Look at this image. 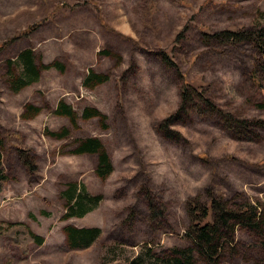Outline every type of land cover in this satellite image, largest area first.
Segmentation results:
<instances>
[{
    "label": "rangeland",
    "instance_id": "rangeland-1",
    "mask_svg": "<svg viewBox=\"0 0 264 264\" xmlns=\"http://www.w3.org/2000/svg\"><path fill=\"white\" fill-rule=\"evenodd\" d=\"M47 27L73 63L15 89L24 67H11L9 57L20 45L40 50ZM262 28L264 0H0V264H128L145 246L191 247L197 264H207L187 235L188 203L206 205L213 194L230 207L253 200L264 210V128H240L242 120L264 121L260 58L252 42L226 36ZM91 67L108 80L88 89L81 81ZM186 83L205 98L188 88L184 103ZM60 99L79 115L74 125L54 114ZM26 104L39 112L23 118ZM85 107L104 114L106 128L82 119ZM177 111L165 131L173 138L165 137L162 124ZM45 126L65 127L69 137L47 136ZM87 137L111 160L105 179L94 171L97 154L70 153ZM72 185L100 199L66 219ZM15 226L42 244L19 246L3 234ZM68 226L100 234L72 248ZM234 236L219 264H264V224L238 225Z\"/></svg>",
    "mask_w": 264,
    "mask_h": 264
},
{
    "label": "trees",
    "instance_id": "trees-1",
    "mask_svg": "<svg viewBox=\"0 0 264 264\" xmlns=\"http://www.w3.org/2000/svg\"><path fill=\"white\" fill-rule=\"evenodd\" d=\"M218 35L219 34H217V36ZM226 36L232 42H252L254 47L257 49L260 58L259 65L261 67L263 78V83H260L259 85L262 101L258 106L264 109V28L252 32L251 34H248V32L243 33L227 31ZM97 54L106 55L108 57L113 56V54L107 50H101L97 52ZM20 56L24 64V77L21 76L19 77V80H16V83L14 84L15 89L33 81L36 78L35 70L30 67L29 64L30 59L28 53H21ZM162 60L164 62L169 60L172 63L166 54L163 55ZM41 68L45 69L47 66H42ZM107 80V74L96 73L92 69H89L88 74L82 79L81 85L84 88L93 89L96 85L102 84ZM188 88L195 90L192 87H189L186 83V87L181 89V97L184 103L188 97ZM195 91L198 96L205 98L203 93L198 90ZM207 102L209 108L212 110H219L211 101ZM184 105L182 104L181 106L183 107ZM29 109L34 110L33 114H26ZM39 110L40 109H38V107H32L31 104H26L22 117H33V115H36ZM53 112L58 116L67 117L72 125L76 123V119L79 117L77 112L63 99L58 100ZM179 113L180 112H178V114L171 115L162 124V133L165 137L173 138L171 133H166L165 131L168 128L167 124L172 123L175 118L179 116ZM222 116L224 117L226 124L229 120H231V117L227 115ZM80 117L82 119L95 117L99 120L100 126L102 128H106V116L96 108H83ZM240 125V128L243 126L244 129L248 128V126L263 129L264 121L242 120ZM240 128L237 127V130L239 131ZM245 131L247 130L245 129ZM243 132L244 131L240 134ZM44 134L55 139L69 137V131L65 127L61 132H59L51 131L47 126H45ZM70 146H73L70 150V153L72 154H97L94 171L99 178L105 179L112 172L111 160L98 138L87 137L82 140H75L72 144H70ZM21 152L23 151L21 150ZM1 160L2 155L0 152V181L4 178L1 175ZM24 163L31 173L35 172L36 166L34 164L32 165V161L25 158ZM66 194L68 201L70 202L67 206L68 212L65 214L66 219L71 217H82L86 212L93 208L96 202L100 199L99 196H88L80 189L76 190L75 185H72ZM260 205L261 204L258 201L249 200L242 201L236 207H230L227 203L220 202L213 194H210L209 201L206 205H198L195 201L187 204V211L191 220V224L187 228V235L191 237L195 247L199 251L200 255L204 257L207 264H219L221 255L225 253L228 246L232 247L231 244L234 242L235 229L238 225H245L252 229H260V227L264 224V210L261 209ZM64 233L72 248H84L89 246L99 236L100 229L76 228L68 226L65 228ZM3 234L21 247H25L31 243L40 245L43 242V238L41 236L32 233L27 228L15 226L6 230ZM145 247V249L140 247L133 258L130 259L128 264H197L191 247L172 249L168 252L155 251L151 246Z\"/></svg>",
    "mask_w": 264,
    "mask_h": 264
},
{
    "label": "crops",
    "instance_id": "crops-1",
    "mask_svg": "<svg viewBox=\"0 0 264 264\" xmlns=\"http://www.w3.org/2000/svg\"><path fill=\"white\" fill-rule=\"evenodd\" d=\"M52 31L53 29L51 27H47L46 29H44L43 32L45 34L46 32L50 34ZM45 34H43L42 32L40 33V35H45ZM19 37L17 40L13 42L15 45L21 39V36ZM50 37H53V36L47 35L46 39H43V40L41 39V41L38 43L40 45L39 47L40 50H36L31 46L22 47L20 45L17 53H14V55H11L8 59L9 60L8 63L11 67L13 66L24 67V64L21 58L22 55L20 56V54L28 53L29 59H30V63H29L30 67H32L36 73V78L33 81L29 82V85L39 84L43 80V77H42L43 74L47 71L50 72V75H53L54 71L57 72L58 74L66 73L69 69V65L73 63V59H71V56L69 55V53H64L63 48L60 47L58 44L54 43L51 40L52 38ZM42 66H47V68L42 69L41 68ZM91 69L94 70L92 67ZM103 73L105 74L106 72H103ZM19 87L21 88V86Z\"/></svg>",
    "mask_w": 264,
    "mask_h": 264
}]
</instances>
